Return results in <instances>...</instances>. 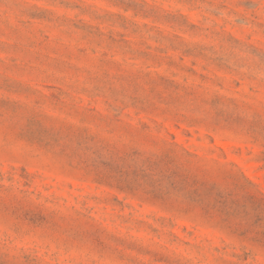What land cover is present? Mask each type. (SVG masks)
I'll return each instance as SVG.
<instances>
[{"label": "rangeland", "instance_id": "obj_1", "mask_svg": "<svg viewBox=\"0 0 264 264\" xmlns=\"http://www.w3.org/2000/svg\"><path fill=\"white\" fill-rule=\"evenodd\" d=\"M0 264H264V0H0Z\"/></svg>", "mask_w": 264, "mask_h": 264}]
</instances>
